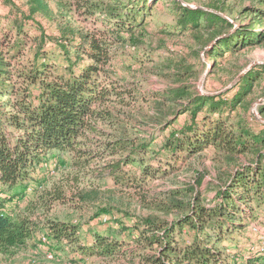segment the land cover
<instances>
[{"label":"trees","instance_id":"trees-1","mask_svg":"<svg viewBox=\"0 0 264 264\" xmlns=\"http://www.w3.org/2000/svg\"><path fill=\"white\" fill-rule=\"evenodd\" d=\"M33 1L32 11L44 7ZM81 1V27L48 35L32 23L26 30L32 17L20 12L0 28V254L26 248L40 233L50 249L78 253L75 262L112 258L125 252L117 234L127 231L145 253L142 264H236L241 248L228 239L264 205V123L251 111L264 65L241 74L234 64L225 93L202 92L198 71L181 56L155 58L147 19L167 5L174 23L162 33L194 38L208 60L206 84L243 49L264 42V0ZM257 111L263 115L264 104ZM208 156L218 172L212 199L200 172L194 182L156 191L157 179ZM49 157L54 168L46 171L63 168L71 180L50 187L38 180ZM108 191L155 214L135 216L131 225L115 219ZM57 204L95 207L119 229L84 232L48 218ZM242 261L259 264L260 257Z\"/></svg>","mask_w":264,"mask_h":264},{"label":"rangeland","instance_id":"rangeland-1","mask_svg":"<svg viewBox=\"0 0 264 264\" xmlns=\"http://www.w3.org/2000/svg\"><path fill=\"white\" fill-rule=\"evenodd\" d=\"M44 6L42 9L33 8L37 7V3L33 0H0V28H8L9 23L15 19L17 14L26 13L32 19L29 21V24L25 26V29H30V24L35 23L42 27L46 34L52 35L57 32L59 26H68L71 28H78L84 25V16L81 14V0H38ZM189 6H195L197 3L195 1H190L187 3ZM244 3H240V6ZM245 4H248L246 1ZM169 9L165 4H159V8L152 13L151 19H147L148 31L153 35L152 40V49L155 51V58H164L167 55H179L181 56L187 64L194 66L195 70L198 71L200 75V81L197 83L198 89L202 92H226V89L229 88V83L227 81L226 72L235 66L240 68L241 74L251 71L256 66L264 65V42L260 45H256L251 49H243L238 54V60H232L230 63L224 64L221 68L223 71L218 70V73L212 75L208 78L206 84H201L202 78H206L204 64L207 63L206 56L203 50H199L194 38L191 37L189 33H186L181 36L167 37L163 35L162 32L165 30L171 31L172 24L174 23L172 17L170 16ZM236 15L230 16L228 18L235 19ZM250 18V15L246 17H241L242 21L247 22ZM234 21V20H233ZM89 22V21H88ZM240 22L237 20L235 25L237 26ZM259 30H264V24ZM161 31V32H160ZM40 32V31H39ZM30 36H33L31 31ZM165 42V44H164ZM53 43V42H52ZM51 43V44H52ZM27 49V52L29 51ZM211 64V63H210ZM264 78V76H263ZM233 83H231L232 85ZM152 89H160L161 84L150 85ZM227 87V88H226ZM231 95L232 93H227ZM253 94L255 97L254 103L251 107V111L254 113L257 120L261 123H264V114L261 115L257 111V107L264 104V79L257 83L253 87ZM183 119V118H182ZM48 163H44L41 167V171H45L43 174L41 172L37 173L38 180H41L42 184L45 187H50L52 184H65L66 180H71L69 171H63V168H60L56 174L52 172L48 173L46 170H52L54 168L53 159L49 157ZM191 170L185 172L181 170L180 172L171 175L169 179H157L154 182L156 191H166L174 189L176 186H180L186 182H194L195 178L198 177L197 172L203 174L202 182L200 188L202 190L206 189L207 196L209 199H212L214 196V190L211 186L217 182L218 172L214 169L213 163L210 160V157H205L203 159H192L191 160ZM47 174V175H45ZM68 177V178H67ZM32 186H37L35 183H32ZM107 185H103V190L107 191ZM110 195L114 198L112 204L116 209H113L115 214V219H123L125 223L131 225L132 221L135 220V216L146 217L151 213L149 210L141 207L139 202L136 199L131 198L129 195H125L118 192L109 191L106 194V199ZM109 203V201H108ZM118 208V209H117ZM22 207L17 209L20 211ZM120 210L122 213H120ZM125 214H130V218L126 217ZM97 209L91 207L83 211H77L70 207L69 205L57 204L55 205L50 213L48 218L61 219L65 221H70L74 224H80L84 232H88L92 228L105 229L110 226L113 229H119L118 224H114L113 218H108V216H97ZM157 214V213H156ZM256 216V221L250 222L244 227L242 233L238 235L235 234L228 239L229 242H237L240 245V257L236 258V264H246L242 260H246L248 256H259V264H264V205L260 208H256L254 212ZM103 217H107L106 222L102 221ZM45 219V217H42ZM161 218L172 220V216L161 215ZM110 220V221H109ZM132 220V221H131ZM115 225V226H114ZM39 233L35 238V243H28L26 248H20L13 251L11 254H0V264L5 263H28L31 260H35L37 264H142L141 258L145 254L142 250H139L136 244V235H130L129 232L125 231L121 234H117V238L121 237L125 240L124 244V253L118 254L112 258H85L84 260H79L75 262L74 257L79 255L78 253H72L68 249L59 251L53 248H49L46 244H41ZM231 245V243H228ZM231 254L235 256L236 251L234 248L230 249ZM244 256V258H243ZM243 258V259H242Z\"/></svg>","mask_w":264,"mask_h":264},{"label":"built area","instance_id":"built-area-1","mask_svg":"<svg viewBox=\"0 0 264 264\" xmlns=\"http://www.w3.org/2000/svg\"><path fill=\"white\" fill-rule=\"evenodd\" d=\"M28 191L30 192V189H28ZM108 220L107 217H103L102 218V221L103 222H106ZM40 242L41 244H47V239L44 237V236H41L40 237ZM261 252H264L263 248L260 250ZM5 264H23V263H5ZM24 264H37V262L35 260H31L30 262L28 263H24Z\"/></svg>","mask_w":264,"mask_h":264},{"label":"water","instance_id":"water-1","mask_svg":"<svg viewBox=\"0 0 264 264\" xmlns=\"http://www.w3.org/2000/svg\"><path fill=\"white\" fill-rule=\"evenodd\" d=\"M206 75V74H205ZM237 79H239V78H237ZM237 79H236V81H237ZM203 80H204V77L202 78V80H201V84L203 83ZM235 82V81H234ZM231 86V85H230ZM229 86V87H230Z\"/></svg>","mask_w":264,"mask_h":264}]
</instances>
